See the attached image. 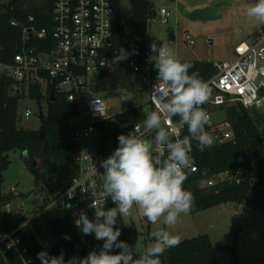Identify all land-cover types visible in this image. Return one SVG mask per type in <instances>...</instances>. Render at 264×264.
Masks as SVG:
<instances>
[{
    "label": "trees",
    "instance_id": "16d2710c",
    "mask_svg": "<svg viewBox=\"0 0 264 264\" xmlns=\"http://www.w3.org/2000/svg\"><path fill=\"white\" fill-rule=\"evenodd\" d=\"M128 2L131 7L133 31L126 34L118 25L124 15V6ZM114 31L108 55L113 57L120 48L129 52L130 59H134L140 66L139 71H133L124 61H120L114 68L102 71L94 87V92L114 94L117 89L125 94L132 95L147 93L151 83L157 80V69L154 62L146 63V48L148 36V23L155 11L151 0H114ZM35 16V21L28 23V17ZM20 25L14 26L12 21ZM22 24H29L38 29L52 28L51 3L43 0H0V62L9 63L20 51L22 41ZM35 42V41H33ZM53 45L51 36L47 37L46 46ZM134 53V54H133ZM191 63V72H198L205 83L216 73L214 62L199 60H183ZM10 82L5 78L0 79V204L11 199V195L2 192L4 181L3 172L10 165L8 153L21 151L28 157L27 165L30 168L41 169L43 176H50L53 180L47 185L45 197L41 205H49L55 198L57 189H66L78 175L79 167L74 161L75 146L71 142V119L76 114L74 105L67 101L62 94H55L51 101L53 87L50 86L44 94L38 86H33L29 99L47 102V114L41 120L37 130H25L19 126V105L25 98L24 95H10L8 86ZM205 109V105L202 106ZM153 110L144 105H138L123 112L125 120L132 124H142L146 113ZM227 118L232 122L236 142H227L213 145L200 151L193 141L194 163L198 166L197 172H186L187 179L184 188L194 197L191 208L193 214L224 204H237L246 208L264 211V121L256 119L241 105L227 109ZM179 117H174L177 121ZM104 130V139L119 134V130L112 123L104 122L98 125ZM187 135V127L184 128ZM38 165H34L35 161ZM245 167L252 173V181L240 184L219 183L214 186H200L205 180L233 168ZM111 205L108 208L114 207ZM90 219H94V210L86 207ZM27 219L26 215L0 211V231L8 232L17 228ZM71 211L65 210L60 219L45 221L54 237V243L49 247L52 256L64 255L67 262L76 253H84L85 245L82 243L83 233L76 227ZM115 227L120 228L118 238L127 242L133 249L130 233L124 220H117ZM87 246L94 247L101 244L93 235H84ZM24 244L32 253L37 254L42 250V244L35 235L23 236ZM238 237L235 236L232 245L215 246L207 234L186 239L178 246L166 250L160 257L162 264H218L217 253L228 250L230 260L234 264H241L237 254ZM119 252V249H113ZM10 256V255H9ZM10 259V258H9ZM12 264L18 262L11 256ZM0 264H8L7 258L0 253Z\"/></svg>",
    "mask_w": 264,
    "mask_h": 264
},
{
    "label": "built area",
    "instance_id": "2783aa9c",
    "mask_svg": "<svg viewBox=\"0 0 264 264\" xmlns=\"http://www.w3.org/2000/svg\"><path fill=\"white\" fill-rule=\"evenodd\" d=\"M43 1L51 3L52 28L38 29L29 24H22L20 51L11 62H0V79L5 78L10 82L8 86L10 95L25 96L20 103L29 99L33 86H38L45 93L52 86L55 94L64 95L67 101L74 105L76 114L71 119V142L75 146L74 161L79 167V172L68 188L55 191V198L49 205L63 206L65 210L71 211L76 220L81 210L86 212V207L92 209L90 205L93 202H100L103 199L101 196L103 181L99 177L103 168L100 162L111 155L107 145L113 142V137L105 140L104 130L99 129L98 125L109 121L118 128L119 133L127 135L140 123L132 124L125 120L124 111L118 115L109 113V99L94 92L101 72L114 68L117 64L113 57L108 55L115 25L114 0ZM169 18L168 10L161 8L160 21L166 24ZM34 21L35 16L30 15L28 23ZM12 24L20 25L15 20ZM118 25L128 35L133 31L131 16L127 19L123 15ZM48 36L52 39L51 48L46 46ZM186 40L189 45L195 44L190 35H186ZM151 52V48L147 47L145 60L147 64L152 62L149 59ZM124 62L133 71L140 70L136 60L128 58ZM214 65L216 73L205 82L209 90V99L204 105L210 117L205 129L212 136L213 145L235 143L236 134L232 122L227 117L215 119L214 115L220 111L227 114L229 107L237 105L243 106L250 113L253 108L259 113H264L260 111L264 110V28L236 45L233 59L217 61ZM155 84H159L161 91L165 88L162 82L151 83L148 105L153 111L157 110L152 99ZM19 114L21 120L28 119L33 115V111L25 107ZM140 131L142 129L135 134H140ZM169 131L171 138L175 140L177 138L175 130L170 127ZM185 135L183 129L179 136L183 138ZM153 136L154 133H148L143 138L149 140ZM153 153L158 154L155 146ZM191 155L194 157L193 144ZM166 157L167 151L164 150L163 158ZM185 171L197 172L198 166L194 163L191 169ZM245 181H252V173L245 167H239L205 180L203 186H214L219 183L240 184ZM13 205L7 200L0 206V211L23 214L27 219L12 231H0V253L7 258L8 264H12L11 256L18 264H41L37 256L24 244L23 236L35 235L42 244L36 223L46 215L47 208H43L44 205L36 203L35 200L21 201L18 205ZM111 205L114 204L111 198H108L105 207ZM82 243L85 245L84 253H76L72 258H83L93 250L98 252L103 245L101 240L100 245L88 247L84 235ZM41 251H46L52 256L49 247L43 244Z\"/></svg>",
    "mask_w": 264,
    "mask_h": 264
},
{
    "label": "clouds",
    "instance_id": "9594fccd",
    "mask_svg": "<svg viewBox=\"0 0 264 264\" xmlns=\"http://www.w3.org/2000/svg\"><path fill=\"white\" fill-rule=\"evenodd\" d=\"M247 12L264 22V0H256ZM151 51L157 80L165 85L163 91L159 84L153 86L152 99L157 110L146 113L142 124L135 125L133 132L118 135V146L100 162L105 170L101 185L103 199L90 205L94 219L81 210L74 221L84 235L94 234L95 239L103 241L101 249L67 262L63 253L50 256L41 251L37 254L41 264H162L160 257L164 252L181 242L178 235L167 229L174 226L182 214H188L194 203L193 194L184 188L185 170L194 165L192 142H196L201 152L214 143L205 129L210 117L202 107L209 99V90L198 72L190 74L193 65L181 62L171 48L154 42ZM128 57L129 52L120 48L113 59L118 63ZM122 99L133 100L132 94L127 93ZM174 117L179 119L173 121ZM170 127L175 130V140L171 138ZM185 127L188 134L180 138L179 133ZM141 129L140 134H135ZM148 133L154 136L146 140L143 137ZM154 146L158 151L156 155ZM164 150L166 158H163ZM108 198L114 207H105ZM134 206L152 224L162 222L165 226L151 233L154 242L143 253H137L136 248L119 240L121 230L115 227L118 219L132 215ZM113 249L119 252L114 253Z\"/></svg>",
    "mask_w": 264,
    "mask_h": 264
},
{
    "label": "rangeland",
    "instance_id": "374dc122",
    "mask_svg": "<svg viewBox=\"0 0 264 264\" xmlns=\"http://www.w3.org/2000/svg\"><path fill=\"white\" fill-rule=\"evenodd\" d=\"M154 15L148 23L147 47L155 42L158 46L171 48L180 60L225 61L234 58V49L239 43L253 37L264 28V22L248 15L247 9L256 0H151ZM217 7L221 17L210 20H194L187 13L208 7ZM165 8L170 13L168 23L160 21V10ZM131 7L128 2L124 6V17L129 19ZM186 35L192 36L194 45H189ZM154 53L149 54V59ZM45 93V91H43ZM109 99V113L118 115L123 111L144 105L147 109L148 92L132 95L133 100H123V92L103 94ZM126 95V94H125ZM121 96V97H118ZM28 107L33 115L28 119H20L19 126L25 130H37L41 126L40 107L47 114V102L43 100L41 106L34 100L25 99L20 103L19 113ZM260 111H264L261 109ZM20 115V114H19ZM227 114L220 111L214 115L215 119H225ZM108 144L110 154L118 146L117 137ZM9 168L3 172L2 192L11 195L8 199L13 206L21 201L35 200L41 204L46 189L53 183L50 176H43L41 169L30 168L28 157L21 151L8 153ZM39 161L37 160L36 166ZM104 169L99 173L103 181ZM47 183L48 186L45 184ZM205 183H202V187ZM0 204L2 206L5 204ZM47 213L37 223L39 238L45 247L54 243V237L45 221L60 219L65 214L61 205L46 206ZM237 204H224L193 214H182L178 222L167 230L180 237V241L207 234L215 246L232 245L237 234V254L241 264H264V211L247 208ZM248 215L250 218H248ZM130 233V239L137 253H143L154 241L151 233L165 227L162 222L152 224L143 216L141 210L134 206L132 215L123 218ZM218 264H234L229 257L228 250L217 253Z\"/></svg>",
    "mask_w": 264,
    "mask_h": 264
},
{
    "label": "water",
    "instance_id": "95a60500",
    "mask_svg": "<svg viewBox=\"0 0 264 264\" xmlns=\"http://www.w3.org/2000/svg\"><path fill=\"white\" fill-rule=\"evenodd\" d=\"M187 15L194 20H210L214 18L221 17V13L217 7L211 6L205 9L195 10L194 12L187 13ZM55 100V92L51 93V101ZM251 114L258 120L264 121V113H259L255 108L252 109ZM45 114L42 109H40V119H44ZM36 165V161L34 163ZM245 213H247V208L244 209ZM248 218L250 216L248 215Z\"/></svg>",
    "mask_w": 264,
    "mask_h": 264
}]
</instances>
